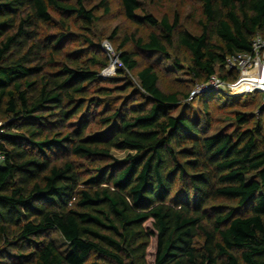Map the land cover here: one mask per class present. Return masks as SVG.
Returning a JSON list of instances; mask_svg holds the SVG:
<instances>
[{
	"label": "trees",
	"instance_id": "obj_1",
	"mask_svg": "<svg viewBox=\"0 0 264 264\" xmlns=\"http://www.w3.org/2000/svg\"><path fill=\"white\" fill-rule=\"evenodd\" d=\"M95 1L0 0V264H147L150 236L154 264H264L262 95L254 105L209 92L195 107L189 92L160 88L151 61H173L170 70L196 84L234 81L225 60L264 37V0H200L199 35L180 30L177 15L139 18L142 0H120L129 21L159 32L121 41L117 74L134 73L136 85L125 78L113 89L103 85L119 79L99 76L109 59L93 39L96 10L109 8ZM174 38L186 65L168 54ZM222 98L256 111L235 112L229 133L208 135Z\"/></svg>",
	"mask_w": 264,
	"mask_h": 264
},
{
	"label": "rangeland",
	"instance_id": "obj_2",
	"mask_svg": "<svg viewBox=\"0 0 264 264\" xmlns=\"http://www.w3.org/2000/svg\"><path fill=\"white\" fill-rule=\"evenodd\" d=\"M98 1L96 0L93 2L91 6H95L98 4ZM108 8L109 13L105 14L103 12L102 8H99L96 10L95 15L97 17V21L93 26V39L94 42L99 43L100 45L107 44L109 48L112 50V55H114L118 59V47L121 43V41L134 35L135 39L141 38L143 40H146L148 35L152 32L158 33L159 30L157 28H150L146 24H136L134 22L129 21L125 16L124 13L121 10L120 6V0H105ZM137 16L141 18L144 14L152 16L154 19L159 21L162 17H167L170 22H172L175 15L178 16L179 19V25L180 30H185L193 35H199L201 33L200 28V20L202 19V4L200 0H142L140 2V10L136 12ZM54 16V15H53ZM53 33H55L54 30H52ZM74 33H78L75 29L73 30ZM113 31H117L116 36L111 39V35ZM75 38L78 40L77 45H80L81 48H85L83 46L82 40L78 38L77 36H71L69 39ZM173 46L168 47V54L172 59H179L182 65H186L188 63L189 54L184 48H179L176 45L175 38L173 40ZM128 51H135L138 53L137 61L139 62L140 66L145 67L147 65V62L149 61V58L145 54H141L135 49V45L133 44V41H129L128 44L125 47ZM102 50V49H101ZM103 51V50H102ZM104 53V51H103ZM105 54V53H104ZM106 55V54H105ZM111 55V54H110ZM164 58L160 57H152L151 61H153L154 64L157 63V69L159 73V85L160 88L164 92H179L182 95H185L187 92H191L196 82L192 80V78L189 76L188 72L186 70H181L178 72H172L170 70L171 63L173 61H161ZM156 61V62H155ZM118 66V65H117ZM118 67H116V71L109 77V78H117L119 80H116L113 84H104L103 86L114 88L116 86H119L121 82L127 78L129 81H131L133 84L136 85V79L134 77V73L132 72H124L123 75H118ZM107 79V78H106ZM226 89H224V92ZM207 93V92H205ZM204 94V93H203ZM115 95V93H114ZM204 96V95H202ZM260 94H250V95H244L241 96L244 100H255L254 105L258 104L260 100ZM90 98L99 100L100 103L107 105V101L109 97H99L95 93H91ZM118 99L120 96H114ZM239 97V96H234ZM113 99L112 97H110ZM121 99H124L125 97H120ZM200 99V96H197L194 100H191L190 103L192 106H195L197 102ZM218 100V99H217ZM99 103V102H98ZM121 102H117L115 105L116 107H119ZM218 107H215L211 110V130H209L208 135L216 134L220 131L230 132L231 128L233 126L231 119L232 115L235 112H243L247 114H254L256 111L255 106L253 105L251 108H244L238 105L236 100L233 99H219L217 102ZM94 107L97 109H100L99 113H102L103 110H105V106H97V104H94ZM187 107H190L188 105ZM197 107V105L195 106ZM183 109V108H181ZM188 109V108H187ZM194 109L191 108V112ZM102 111V112H101ZM181 111V110H180ZM190 112V109H188ZM203 122V119L201 120ZM97 122V120H96ZM93 130H100L98 125L93 127ZM112 155L117 159H123L127 156L128 152H122V151H116L113 150ZM74 162L76 168H78L81 173H89L91 171V167L85 163L82 160H77L74 158H71ZM224 205V203H219L217 205ZM229 206V205H228ZM145 229L148 230V232H153V229L151 227V222H147L144 224ZM54 243L60 248V250L65 249V244L61 237L56 234L52 233L51 236ZM154 255H155V238L153 236H150V242L147 248L146 252V263L147 264H154Z\"/></svg>",
	"mask_w": 264,
	"mask_h": 264
},
{
	"label": "built area",
	"instance_id": "obj_3",
	"mask_svg": "<svg viewBox=\"0 0 264 264\" xmlns=\"http://www.w3.org/2000/svg\"><path fill=\"white\" fill-rule=\"evenodd\" d=\"M101 49L109 59V64L99 76L106 79L116 71L115 68L120 66V62L112 55V49L107 44L101 45ZM224 68L226 72L237 75L234 81L225 82L213 76L206 83L196 84L189 94L188 101L205 92L239 97L257 93L262 95V104H264V37L261 35L254 37L250 52L228 56Z\"/></svg>",
	"mask_w": 264,
	"mask_h": 264
}]
</instances>
